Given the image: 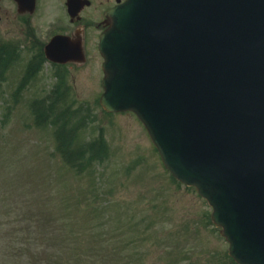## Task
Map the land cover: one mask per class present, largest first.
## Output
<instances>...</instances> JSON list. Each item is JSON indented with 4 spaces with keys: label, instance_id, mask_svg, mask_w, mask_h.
<instances>
[{
    "label": "rangeland",
    "instance_id": "1",
    "mask_svg": "<svg viewBox=\"0 0 264 264\" xmlns=\"http://www.w3.org/2000/svg\"><path fill=\"white\" fill-rule=\"evenodd\" d=\"M8 23L0 44L22 45L0 48V264H234L212 208L172 177L137 116L100 106L94 38L85 63L62 67L32 60L33 32ZM50 93L81 110L70 124L87 159L80 173L57 151L60 123L37 119ZM97 145L105 159L90 162Z\"/></svg>",
    "mask_w": 264,
    "mask_h": 264
},
{
    "label": "water",
    "instance_id": "2",
    "mask_svg": "<svg viewBox=\"0 0 264 264\" xmlns=\"http://www.w3.org/2000/svg\"><path fill=\"white\" fill-rule=\"evenodd\" d=\"M106 16L102 107L136 113L229 255L264 264V0H125Z\"/></svg>",
    "mask_w": 264,
    "mask_h": 264
},
{
    "label": "flooded vegetation",
    "instance_id": "3",
    "mask_svg": "<svg viewBox=\"0 0 264 264\" xmlns=\"http://www.w3.org/2000/svg\"><path fill=\"white\" fill-rule=\"evenodd\" d=\"M119 1L35 0L33 4L31 0H0V16L2 21L9 20L7 31L21 27L24 33L26 30H29L27 34L33 32L30 37H26V42L31 46L27 48L30 47L34 53L32 57L34 61H44L46 45L57 36L71 37L73 46L76 48L83 46L81 52L87 57L89 44L93 43L88 38H94V42H98L99 34L107 26L106 11ZM19 20L24 23L20 24ZM11 25L14 26L11 27ZM9 40L13 41V38ZM79 55V50H77L71 56L73 60L68 64L80 65L81 56L79 58Z\"/></svg>",
    "mask_w": 264,
    "mask_h": 264
},
{
    "label": "trees",
    "instance_id": "4",
    "mask_svg": "<svg viewBox=\"0 0 264 264\" xmlns=\"http://www.w3.org/2000/svg\"><path fill=\"white\" fill-rule=\"evenodd\" d=\"M0 58H1V56H0ZM1 60L3 62L2 61L0 62V69H2V64H4V66L7 65V60L4 61L2 58H1ZM58 93H59V90H58ZM44 98L45 99L43 101L35 103V105H34L35 109H37L38 105H40V104L44 105L47 102L46 108L36 110L37 119L40 122H43V120H44L43 116H45L47 113V114H49L48 118L51 119V122L53 125H55V127L57 126V123H60V126L56 130V133H55L56 137H57V142H58L57 143V151L60 153L62 152L65 160L70 165H72L74 168H78L77 171L80 173L81 171L86 169L87 159L84 158V156H83L84 150L83 149L80 150L81 148H83V146H80L78 144V146L81 148L77 149L79 147L75 145L76 144L75 141L78 142V140H77L78 139V134H77L78 132H77V129L75 126L74 127H71V126H73V123H72L73 118L75 116H77L78 112H80L81 110L74 107L73 103L69 102V98H67L63 95H59V94L56 95V93H54L52 95L50 93ZM70 124H71V126H70ZM75 131H76V133H75ZM101 140H97V141L101 142ZM97 141H95L93 143H98ZM97 148L100 150V152H97L96 148H94L91 155H92V157H96V156L97 157L90 160V162L95 161V160L100 162L103 159H105V157L103 155L102 147L97 145ZM104 149L106 152L105 147H104ZM227 258H228V260H230L232 263L235 264V262L230 257L227 256Z\"/></svg>",
    "mask_w": 264,
    "mask_h": 264
}]
</instances>
